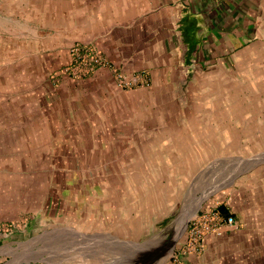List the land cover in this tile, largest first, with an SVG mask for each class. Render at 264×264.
I'll list each match as a JSON object with an SVG mask.
<instances>
[{
  "label": "rangeland",
  "instance_id": "obj_1",
  "mask_svg": "<svg viewBox=\"0 0 264 264\" xmlns=\"http://www.w3.org/2000/svg\"><path fill=\"white\" fill-rule=\"evenodd\" d=\"M26 1L0 4V264H107L124 248L159 250L150 264L201 254L210 233L190 244L195 220L219 215L223 225L218 198L264 165V62L153 95L147 125L114 142L113 128L81 124L91 116L75 92L101 67L120 88L119 74L135 76L80 39L75 15Z\"/></svg>",
  "mask_w": 264,
  "mask_h": 264
},
{
  "label": "crops",
  "instance_id": "obj_2",
  "mask_svg": "<svg viewBox=\"0 0 264 264\" xmlns=\"http://www.w3.org/2000/svg\"><path fill=\"white\" fill-rule=\"evenodd\" d=\"M36 1L26 2L37 13L75 15L80 39L93 41L117 69L141 82L120 88L112 70L101 67L75 92L80 95L76 103L87 107L91 116L83 115L81 124L100 129L93 133L113 128L114 142H124L133 128L147 125L153 95L164 96L169 89L179 94L188 87L181 81L192 83L214 71L222 76L230 63L264 62L259 58L264 57V0H47L45 6ZM24 3L12 0L11 5L18 8ZM248 51L252 58L245 59ZM218 202L221 214L234 216L237 225L224 223L219 234L204 238L201 254H187L182 260L185 264H264V165L238 175ZM124 249L119 256L107 258V264H132L133 254L150 264L160 253ZM75 264L104 262L83 259Z\"/></svg>",
  "mask_w": 264,
  "mask_h": 264
},
{
  "label": "built area",
  "instance_id": "obj_3",
  "mask_svg": "<svg viewBox=\"0 0 264 264\" xmlns=\"http://www.w3.org/2000/svg\"><path fill=\"white\" fill-rule=\"evenodd\" d=\"M91 60L94 64H100L102 62V58L97 54L92 55ZM118 78L119 85L123 88H129L134 83H136V80H134L133 78H128L123 74H119ZM221 222V217L219 215L211 217L209 214L204 215L201 219L195 220V222L193 223V228L190 231V244H193L195 247H198L199 242L208 233L219 234V227L221 226ZM224 222L227 224H233L234 217L229 216L224 220Z\"/></svg>",
  "mask_w": 264,
  "mask_h": 264
},
{
  "label": "trees",
  "instance_id": "obj_4",
  "mask_svg": "<svg viewBox=\"0 0 264 264\" xmlns=\"http://www.w3.org/2000/svg\"><path fill=\"white\" fill-rule=\"evenodd\" d=\"M224 209V208H223Z\"/></svg>",
  "mask_w": 264,
  "mask_h": 264
}]
</instances>
